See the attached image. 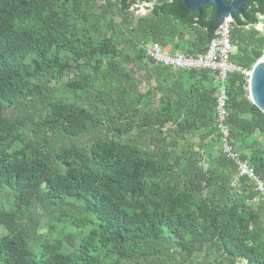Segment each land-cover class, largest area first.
Here are the masks:
<instances>
[{
    "label": "trees",
    "instance_id": "trees-1",
    "mask_svg": "<svg viewBox=\"0 0 264 264\" xmlns=\"http://www.w3.org/2000/svg\"><path fill=\"white\" fill-rule=\"evenodd\" d=\"M236 16L248 67L264 0ZM218 26L184 0H0V264H264V198L222 152L216 111L223 83L230 140L264 181L248 77L146 55L204 52Z\"/></svg>",
    "mask_w": 264,
    "mask_h": 264
},
{
    "label": "built area",
    "instance_id": "built-area-1",
    "mask_svg": "<svg viewBox=\"0 0 264 264\" xmlns=\"http://www.w3.org/2000/svg\"><path fill=\"white\" fill-rule=\"evenodd\" d=\"M232 23L233 20L229 16L224 20V23L218 26L215 36L208 42L204 52L197 54H187L181 51L173 52L170 46H163L154 42L147 47V58L156 64L170 67L173 70H210L215 73L221 82H224L234 72H241L249 78L251 68L243 67L232 59L235 53V45L231 38ZM227 105V89L222 83L217 92L216 106L218 128L221 134V150L238 165L239 177L246 176L253 180L256 190L264 198V181L257 176L254 167L247 161L241 160L239 152L236 151L230 140V130L225 123L228 115ZM236 183L237 180L235 181Z\"/></svg>",
    "mask_w": 264,
    "mask_h": 264
},
{
    "label": "water",
    "instance_id": "water-1",
    "mask_svg": "<svg viewBox=\"0 0 264 264\" xmlns=\"http://www.w3.org/2000/svg\"><path fill=\"white\" fill-rule=\"evenodd\" d=\"M251 1L253 0H184L187 7L198 11L200 15L204 13V7L213 6L214 20L219 25L229 16L236 22V12L244 13L245 6ZM248 67L251 68L248 78L249 98L264 113V56L254 59Z\"/></svg>",
    "mask_w": 264,
    "mask_h": 264
},
{
    "label": "rangeland",
    "instance_id": "rangeland-1",
    "mask_svg": "<svg viewBox=\"0 0 264 264\" xmlns=\"http://www.w3.org/2000/svg\"><path fill=\"white\" fill-rule=\"evenodd\" d=\"M155 4V2H150V3H138V4H134L131 6V10L134 12L135 16H140L142 14L147 13V9L151 8L153 5ZM261 21L258 22V24L256 25L257 28H259L260 30H262L264 32V18L261 16L260 17ZM153 43V42H152ZM152 43H150L149 45H151ZM237 51V47H235V52ZM136 75H139L138 73H136L134 71V69L132 70ZM46 229L45 225L42 226L41 231H44ZM6 231L4 229V227H0V232H4ZM242 264H245L244 262H242Z\"/></svg>",
    "mask_w": 264,
    "mask_h": 264
},
{
    "label": "crops",
    "instance_id": "crops-1",
    "mask_svg": "<svg viewBox=\"0 0 264 264\" xmlns=\"http://www.w3.org/2000/svg\"><path fill=\"white\" fill-rule=\"evenodd\" d=\"M262 17L264 18V16H262ZM168 46H170L171 49H172L171 45H168ZM178 51H181V50H178ZM181 52H184V51H181ZM184 53H186V52H184ZM187 54H190V53H187ZM191 54H194V53H191ZM210 76L211 77H214V76L216 77L215 73H213V72L210 73ZM196 80H199V79L197 78ZM179 83H180L179 78H175L172 82L167 84V86H166V88H168L167 91H170V89H172L173 87L177 86V84H179ZM199 83L201 85H206L208 87L209 85H211V80L208 79V78H205V79H202L201 81L199 80ZM208 88H211V86L208 87Z\"/></svg>",
    "mask_w": 264,
    "mask_h": 264
},
{
    "label": "flooded vegetation",
    "instance_id": "flooded-vegetation-1",
    "mask_svg": "<svg viewBox=\"0 0 264 264\" xmlns=\"http://www.w3.org/2000/svg\"><path fill=\"white\" fill-rule=\"evenodd\" d=\"M253 1H258V0H253ZM253 1H251V2H253ZM251 2H250V3H251ZM211 7H213V6H211Z\"/></svg>",
    "mask_w": 264,
    "mask_h": 264
}]
</instances>
